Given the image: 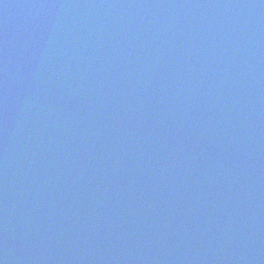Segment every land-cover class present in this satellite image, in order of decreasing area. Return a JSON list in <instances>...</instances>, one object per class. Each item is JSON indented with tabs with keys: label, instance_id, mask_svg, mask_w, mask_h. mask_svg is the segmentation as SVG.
Masks as SVG:
<instances>
[{
	"label": "water",
	"instance_id": "1",
	"mask_svg": "<svg viewBox=\"0 0 264 264\" xmlns=\"http://www.w3.org/2000/svg\"><path fill=\"white\" fill-rule=\"evenodd\" d=\"M195 10L205 17H197ZM173 14L184 20L192 16L195 29L186 33L196 40V51L205 49L196 60L180 51L168 79H150L166 80L154 86V99L166 95L167 84H177L178 92L185 89L184 100L178 104L175 99L177 114L139 101L140 66L154 64L139 37L146 25L161 24L170 32L177 20ZM238 19L240 28L234 26ZM249 23L253 27L247 30ZM263 45L264 0H0V245L4 236L21 242L28 234L44 232L26 254H13L9 264H203L214 243L206 264H232L234 257L216 256L218 247L229 252L222 248L229 240L226 232L239 230L227 222L236 213L238 193L257 190L264 195ZM168 49L166 45L160 53ZM81 66L89 68L81 80H67L66 68ZM73 102L87 120L65 107ZM159 115L178 118L187 138L203 126L199 135L206 134L210 127L228 145L223 158H230L235 170L226 192L201 179V187L221 206L212 207L201 194L188 196L201 202L199 211L216 225L202 254L196 250L197 240L207 238L202 219L194 222L183 213L185 218L178 219L164 203L151 215L144 211L147 223L136 221L141 230L127 235L121 228L129 216L135 219L143 201L130 205L101 198L136 193L145 186L140 185L143 173L103 179L100 170L67 148L69 133L90 127L101 138L100 164L113 157L128 160L127 148L135 140L150 149L158 140ZM63 158L58 167L57 159ZM199 171L209 169L193 159L187 192L197 193ZM117 184L121 189L115 192ZM162 184L167 191H186L176 180ZM34 198L53 201L59 216L32 218ZM97 200L102 201L96 219L80 218ZM75 202L83 207L77 209ZM246 256L250 264L251 255Z\"/></svg>",
	"mask_w": 264,
	"mask_h": 264
}]
</instances>
